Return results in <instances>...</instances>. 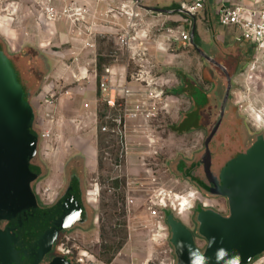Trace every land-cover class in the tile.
Returning <instances> with one entry per match:
<instances>
[{
	"label": "rangeland",
	"instance_id": "obj_1",
	"mask_svg": "<svg viewBox=\"0 0 264 264\" xmlns=\"http://www.w3.org/2000/svg\"><path fill=\"white\" fill-rule=\"evenodd\" d=\"M178 1L147 0L146 4L154 2L165 7ZM208 23L204 14L196 18L197 44L208 49L214 46L215 41L210 26L216 30L218 38L222 39L221 42L225 46L236 44V35L229 27L218 24L216 19ZM160 32L172 45L159 48V76L164 74L166 80H164L163 95L159 100V142L156 153L147 150H145L147 152L134 151L129 155L127 167L116 169L114 161L116 155L111 146L112 142L101 132L100 125L96 129L95 124L82 115H56L51 122H47L45 118L41 119L45 124L38 126L39 132L48 125L52 136L41 144L42 152L38 159L41 163H46L48 172L47 179L37 185L40 205H49L52 202L54 195L59 191L58 180L62 178L64 166L79 156H85L87 161V192L95 193L93 196L89 195V205L93 210V216L88 217V222L91 223L62 233L55 250L57 253L59 250L70 251L74 259L80 254L88 253L107 264H173L171 247L165 239L167 238L164 228L166 222L162 224L163 230L160 227L157 229L155 220L150 218L142 201V198L152 193L155 188L185 197L194 194L188 199L184 198L187 200L186 203L188 200L190 202L186 212L179 213L172 208L165 210L182 223L194 227L191 210L198 200V194L195 196L196 192L193 191L191 183L177 178L174 169L178 161L175 163L173 161L179 155L187 159L195 152H202L201 155H204L205 141L219 116L225 78L221 70L217 72L213 66L204 64V56L200 55L195 43L170 41L167 28L160 29ZM246 54L245 63L237 61L229 64L230 69L239 67L233 71L230 103V106L236 108L237 113L229 109L230 112L223 118L219 130L208 145L212 151L210 170L218 177L220 186L222 185L231 195H214L208 192L211 200L205 198L204 201L211 206L206 207L211 208L210 211L216 214L218 210L225 212L227 207L231 208L232 214H236L235 211L248 213L249 207L255 210L259 206L258 203L261 204L259 199L255 200L256 195L261 196L264 193V175L261 174V171L264 172V158L257 157L253 160L248 152L257 136L264 135V53L250 47ZM154 63L156 64L155 61ZM51 66L50 63L47 65L48 72ZM178 72L201 85H204L202 73L208 78L217 79L218 94L216 99H213L215 110L209 111L213 115L211 122L209 126L203 125L201 131L189 132L179 123L182 116L189 111L190 100L177 92L181 82ZM14 74L16 73L11 69L0 71L3 82L6 79H17ZM18 76L19 81L24 82L22 71ZM203 87L209 89L205 85ZM168 96L170 100H165ZM197 100L199 101L198 97ZM100 110L103 112V106H100ZM9 117L10 115H0V135L3 136L0 137L2 141L0 147L5 146L3 149L6 150L5 153H0V179L2 175L5 179L18 178L21 184L23 178L21 176L24 174L23 164L13 158L14 154L8 152L15 149L22 141L17 138V134L16 137H8L9 132H4L7 130L6 124L11 122ZM101 121L100 117L99 123ZM199 126L192 127L193 131ZM30 149L29 146L28 151ZM24 155L21 154V157H25ZM28 156L31 157L32 154L27 153ZM171 162H173L172 167ZM53 179L54 185H44ZM115 182H118V187H115ZM260 182L263 184L261 187ZM7 195L14 198V194H10L9 189L0 183V264H47L50 259H57L59 256L56 255L57 253L53 256L55 252L53 249L49 251L48 248H41L48 235L58 234L56 227L54 231V228L49 227L41 217L33 218L31 213L22 215L21 212L13 211V204L10 208L4 206L6 202L2 200L6 199L2 198ZM127 195L137 198V204L131 215L125 211ZM239 195L244 200L238 197ZM237 197L241 200L240 203L235 201ZM254 210L252 212H255ZM37 212L38 210L35 214ZM239 219L240 222L243 221V218ZM250 221H256V216Z\"/></svg>",
	"mask_w": 264,
	"mask_h": 264
},
{
	"label": "crops",
	"instance_id": "obj_2",
	"mask_svg": "<svg viewBox=\"0 0 264 264\" xmlns=\"http://www.w3.org/2000/svg\"><path fill=\"white\" fill-rule=\"evenodd\" d=\"M62 1L57 0V4L62 5ZM78 1L88 4L97 15V35L92 39L79 32L66 20L48 21L43 15H39L27 1L21 2L18 5V9L9 16V19L2 15L0 11V59L3 60L0 61V71L11 69L16 73L14 75L18 77L17 79L14 77L15 80L13 78L12 80L6 79L7 81L5 80V82L0 77V87L2 89L0 92V115H10L11 117L8 119L13 121L12 123H16L17 129L11 132V136L16 137L15 134H17V138H21L23 144L21 146L18 145L8 153L17 155L15 156L17 161L23 159L25 163L28 162L31 166L30 169L25 167L28 170L27 183L31 187L33 197H35V200L39 204L41 200L37 191V185L47 179L48 172L46 163H41L38 159L42 152L41 144L45 140H48L42 137V132L50 129L47 125L46 128L43 127V129L45 128L44 130L41 129V133L39 132L38 126H41V124L44 126L45 124L44 122L42 123L41 119L45 118L47 122H51L46 116L53 115V119H55L56 115H82L90 119L97 129L100 125V115H106L105 110L103 112L100 110V106L102 107V105L99 103L98 78L102 74L104 66L110 64L126 66L128 63L126 55L120 50L116 36L114 35L118 30L115 24L125 26L127 23L126 19L116 14H107V12L109 11V6L117 7L121 3L131 4V1L109 0V4L98 2L97 0ZM184 1L192 0H179L173 3V5L165 7L154 2H148L147 4L145 2V7L150 13H148V20L142 29L143 31L150 32L151 35L144 40L153 63L155 61L157 64L154 63L157 75L159 76V48L163 49L166 45H172V43H168L163 38L164 34L160 32V29L169 27L186 31L190 34V42L195 43L200 55L204 56V64L206 66H213L216 69L219 68L217 70H222L216 63L225 64L226 61L232 62L233 60L231 59L237 53L241 54V58L245 63L246 53L249 52L250 47H253L247 41H239L237 39V31L233 27L229 28L236 35V44L234 46H225L221 42L222 39L218 38L216 30L211 28V26V34L213 41H215L214 46L208 49L197 44L195 38L197 32L196 18L200 14L205 15L207 23L210 20L216 19L218 24H220L218 15L216 14L215 0H207L205 9L196 16H191L189 13L181 10V5ZM210 6L211 9H209ZM175 23L179 26H176ZM188 27L190 30H188ZM190 42L183 43L189 44ZM87 43H91L93 46H88ZM117 51L119 57L116 59L112 55ZM49 63L52 66L48 72L46 69ZM20 71L24 74V82L22 83L19 81L18 76ZM178 75L181 77L178 87L181 88L180 92L182 90L180 94L190 100L189 111L182 116L179 123H181V127L184 130H189V132L201 131L203 130V125L209 126L211 122L210 120L213 115L209 111L211 109L215 110L214 101H209L202 107L201 103H199L201 101L197 100V97L201 95V84L187 75L181 73H178ZM164 77H166L164 74L159 76V90H163L164 88V80H166ZM50 95L56 96V101L53 105H48L45 102L46 98ZM165 100H170V97H166ZM85 104L89 106L85 107ZM230 109L237 112L233 106H230ZM197 125L200 126L193 131L194 128L192 127ZM27 139L29 140L28 143H26ZM260 142L264 143V135H258L251 143L250 148ZM29 146L31 147L30 151H28ZM204 150V155H201L202 152H195L188 159L179 155L173 161L174 163L178 161L174 169L177 178L191 183L193 191L196 192L195 196L198 194V200L191 210V220L193 217L194 227H190L182 223V221L177 220L174 215H167L166 213V223L163 222L165 223L164 228L167 232V238L165 239L168 240L171 247L173 264H179L177 249L172 243L173 234L179 227L176 224L185 226L192 233L194 244L201 252L204 253L209 246L208 239L201 231L202 222L200 220L201 212L211 210V208L208 209L206 207H210L211 205L206 204L204 201L205 198L211 200V197L208 195L209 187L206 184L207 178L205 173L206 141ZM5 151L0 149V153H5ZM27 153L32 154V156L27 157ZM21 154H25V157H21ZM173 162H171V167ZM36 166L40 170L38 175ZM86 167L87 161L85 160V156L76 157L74 160L68 162L64 166L62 178L58 180L59 184L57 180L55 181L59 185L58 193L54 195L49 205L42 204L43 208L49 209L54 207V213L57 216H62L63 214L67 216V214H70L72 218L68 224L61 227L58 238H54L51 247L53 250L57 249L59 236L62 233L69 232L79 226H88L91 223L88 222V217L93 216V210L89 205L90 197L86 187ZM214 176L218 181V177ZM49 181L50 183L44 182V185L55 184L54 179ZM227 208L225 212L219 210L216 212L220 216L230 218L232 211L230 207ZM84 210L85 212L83 213ZM198 210L203 211L198 212ZM171 219L172 224L169 223ZM259 224L260 222L256 225ZM55 254L53 256H56ZM67 257L66 259H62L68 261L69 264H74L72 259ZM263 257L264 250L257 252L248 262L242 264H252ZM57 259L59 258L57 257ZM57 259H50L47 264H53Z\"/></svg>",
	"mask_w": 264,
	"mask_h": 264
},
{
	"label": "built area",
	"instance_id": "obj_3",
	"mask_svg": "<svg viewBox=\"0 0 264 264\" xmlns=\"http://www.w3.org/2000/svg\"><path fill=\"white\" fill-rule=\"evenodd\" d=\"M23 1H27L48 21L66 20L90 39L97 35L96 13L88 4L78 0H63L62 5L57 4V0H0L2 15L9 19ZM97 1L109 4V0ZM130 1L131 4L109 6L107 12L126 19L125 26L115 24L118 30L114 35L128 63L126 66L115 64L104 66L97 82L100 93L99 103L106 112V115L101 116L100 130L112 142L111 146L116 155L114 159L116 169L126 168L129 155L134 151L156 153L159 142V100L163 95V91L159 90L156 66L144 40L151 35L150 32L142 29L150 13L145 7L147 0ZM206 2L207 0L184 1L181 10L196 16L205 9ZM214 4L221 25L233 27L237 31L239 41H247L257 52L264 53V0H215ZM167 29L170 41H191L188 32L173 27ZM87 45L93 46L91 43ZM112 56L117 59L118 51ZM55 101L54 95H50L45 100L48 105H53ZM88 106L85 104V107ZM48 118L53 119V115H48ZM42 137L50 138V129L44 130ZM129 188H131L130 184ZM94 194L91 192L89 195ZM191 196L194 194L185 197L155 188L152 193L143 197L142 201L150 218L155 220L157 229L160 227L163 230L165 210L172 208L179 213L186 212L190 202L188 200L185 204L183 200ZM134 197L126 196L125 211L128 215L132 214L137 204V198ZM59 252L70 257L74 264H107L88 253L80 254L74 259L70 251L59 250ZM252 264H264V257Z\"/></svg>",
	"mask_w": 264,
	"mask_h": 264
},
{
	"label": "water",
	"instance_id": "obj_4",
	"mask_svg": "<svg viewBox=\"0 0 264 264\" xmlns=\"http://www.w3.org/2000/svg\"><path fill=\"white\" fill-rule=\"evenodd\" d=\"M229 92L230 88L225 93L217 122L206 140L205 173L208 180L206 184H208L209 193L214 195L231 196L224 187L220 186L213 173H211L212 152L208 146L225 117ZM254 147L248 150L250 157L253 160L257 157L264 158V143L260 142ZM261 174L264 175V172L261 171ZM259 184L260 187L263 186L262 182ZM256 196L255 200L259 199L261 204L258 203L259 206L255 210L253 207H249L248 213L235 211L236 214H232L228 219L212 211L200 213L201 231L209 241V246L204 253L194 244L192 233L185 226H179L172 237V243L177 249L179 264H242L248 262L257 252L264 250V193L261 196ZM238 197L244 200L242 196L239 195ZM238 197L235 201L240 203L241 200ZM253 210L255 212H252ZM253 216H256V221H250ZM240 217L243 218L242 222H240ZM71 219L70 214L58 216L56 230L59 231ZM258 222L260 224L256 225ZM55 227L54 231H56ZM53 242V238L46 240L43 248H48L50 251ZM53 264L69 263L65 259H57Z\"/></svg>",
	"mask_w": 264,
	"mask_h": 264
},
{
	"label": "trees",
	"instance_id": "obj_5",
	"mask_svg": "<svg viewBox=\"0 0 264 264\" xmlns=\"http://www.w3.org/2000/svg\"><path fill=\"white\" fill-rule=\"evenodd\" d=\"M179 73V72H178ZM181 73V72H180ZM232 88V86L230 87V89ZM182 92V91H181ZM199 100L201 101V102H199V103H201V105H202V107H204L206 104H207V102L206 101H203L202 100V96L200 95L199 97ZM200 106V105H199ZM200 109V108H199ZM11 117V116H10ZM9 117V118H10ZM13 121H11V122H9L10 124H6V128H7V130H5L4 132H9V133H7L8 134V137H12L11 136V132L13 131V130H15V129H17V127H16V123H12ZM14 124V125H13ZM3 132V133H4ZM0 137L1 138H3V136L2 135H0ZM19 138V137H18ZM21 139V138H20ZM21 141H22V139H21ZM28 141L29 140H27L26 141V143H28ZM0 142H2L1 140H0ZM23 143H21L19 146H21ZM5 147V146H4ZM4 147H0V149L1 150H4L3 148ZM15 156H17V155H15ZM14 155H13V158L15 157ZM16 159V158H15ZM7 160H9V158H7ZM18 162H20L21 164H23V166H22V169H23V172H24V174L21 176V177H23L22 178V180H21V184L19 183V181H18V178H10V179H5V177H3V175H2V177H1V179H0V183L3 185V186H5V187H7V189H9V191H10V194L11 193H13L14 194V198H11L9 195H7V196H4L2 199H6V200H2L3 202L5 201L6 202V204L4 205V206H7V207H11V204H13V208L12 209H14L13 211H18L19 213L21 212V214L23 215V214H25V213H31V215H32V217L34 218V217H41L42 218V220H44L47 224H48V226L49 227H52V228H54L55 226H56V221H57V219H58V216L57 215H55V213H54V207H52V208H49V209H47V208H43V206H41L36 200H35V197H33V195H32V191H31V187L30 186H28L29 184L27 183V174H28V170H26L25 169V167H27L28 169H30L31 168V166L29 165V163L27 162V163H25L24 161H23V159L22 160H18ZM36 171H37V175H38V173L40 172V170H39V168L36 166ZM20 179V178H19ZM115 184H116V186L115 187H118V182H115ZM1 201V200H0ZM36 210H38V212L35 214V212H36ZM85 212V210L83 211V213ZM57 214V213H56ZM169 213H167V215H168ZM71 221V220H70ZM69 223V222H68ZM169 223H171L172 224V219L170 220V222ZM176 226H180V225H177L176 224ZM60 230V229H59ZM58 231V230H57ZM61 231V230H60ZM60 231H58L57 233L59 234V232ZM58 234L57 235H54V237L53 236H49L48 235V237L47 238H49V239H51L52 237H53V239L54 238H58ZM60 237V236H59ZM46 238V240H48ZM44 247V246H43ZM43 247H41V248H43ZM50 250H52V249H50ZM55 251V250H54ZM54 253H57L56 251L54 252ZM57 256H59L58 258L59 259H62V258H65L66 259V255H64V254H61V253H57L56 254ZM67 258H69V257H67Z\"/></svg>",
	"mask_w": 264,
	"mask_h": 264
},
{
	"label": "flooded vegetation",
	"instance_id": "obj_6",
	"mask_svg": "<svg viewBox=\"0 0 264 264\" xmlns=\"http://www.w3.org/2000/svg\"><path fill=\"white\" fill-rule=\"evenodd\" d=\"M241 57H242L241 54H238L237 53L231 60H233L232 62L240 61L243 64L244 62H243V60H242ZM226 62H225V64H223V63H216L219 67L222 68L221 73H222V75L225 78V82H224L225 89H224V95H223V98H222V102H223V99H224V96H225L226 91L228 90V88H230L232 86V75H233V71H235L236 69H239V67L237 68L236 66H235V69L233 68L234 70L233 69H230V67H229L230 65L229 64L232 63V62H227V63ZM217 72H218V70H217ZM202 80L204 82V85L209 88V89H206L205 87H203L201 85L200 94L202 96V100L203 101H206V102H209V101H212L213 99H216L217 94H218V82H217V79L215 80V79H213V77H209L208 78L204 73H202ZM178 89L179 90L177 92L180 94L181 93L180 92V89L181 88H178ZM231 98H232V95H231V89H230L229 99H228V103H227V110L225 112V116L228 114V111L230 109ZM222 102H221V104H222Z\"/></svg>",
	"mask_w": 264,
	"mask_h": 264
},
{
	"label": "bare ground",
	"instance_id": "obj_7",
	"mask_svg": "<svg viewBox=\"0 0 264 264\" xmlns=\"http://www.w3.org/2000/svg\"><path fill=\"white\" fill-rule=\"evenodd\" d=\"M183 202L186 204L187 200H186V199H184V200H183ZM181 213H184V212H181Z\"/></svg>",
	"mask_w": 264,
	"mask_h": 264
}]
</instances>
